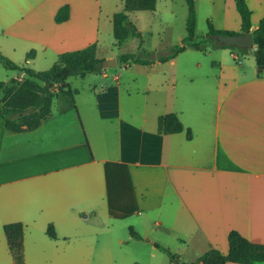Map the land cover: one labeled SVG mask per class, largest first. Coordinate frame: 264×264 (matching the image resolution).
<instances>
[{
    "label": "crops",
    "instance_id": "obj_1",
    "mask_svg": "<svg viewBox=\"0 0 264 264\" xmlns=\"http://www.w3.org/2000/svg\"><path fill=\"white\" fill-rule=\"evenodd\" d=\"M102 4L0 0V53L44 71L35 66L36 53L27 59L28 48L38 47L49 63L92 44L98 50ZM66 5L69 17L58 23ZM155 7L156 0H124L127 25H133L131 11ZM261 19L252 13L251 32ZM235 24L239 33L241 18ZM224 49L229 56L213 62L217 71L207 81H177L178 56L158 60L170 52L147 65L122 63L123 71L96 73L107 85L75 90L70 80L79 76L70 77L74 101L56 93L50 114L34 130L6 129L0 92V241L9 223L53 225L56 238L46 231L48 237L80 235L87 251L90 231H113L122 244L134 238L119 230L133 228L152 250L174 247L183 263L209 249L227 254L232 230L264 244V70ZM111 58L117 67L118 57ZM15 72L0 71V82L25 79ZM168 113L178 116L182 132L159 133L158 119Z\"/></svg>",
    "mask_w": 264,
    "mask_h": 264
},
{
    "label": "rangeland",
    "instance_id": "obj_2",
    "mask_svg": "<svg viewBox=\"0 0 264 264\" xmlns=\"http://www.w3.org/2000/svg\"><path fill=\"white\" fill-rule=\"evenodd\" d=\"M246 2L256 20L264 18V0H246ZM195 5L197 13L196 36L198 38L207 35L209 22L217 29L222 30L229 26L234 29V32H237L235 22L240 19V14L236 8L235 0H195ZM123 8L124 0H103L97 57L104 61L113 59L111 57H119L125 52L143 58H147L149 55L152 57L166 52L169 53L171 47L181 44L187 36L188 6L186 0H156L155 8L135 10L129 13L133 23V25H127L130 36L124 43L117 45L113 36L111 16L112 13L122 11ZM133 28L140 34V37H137ZM3 39L0 38V48ZM24 43L22 44L24 45ZM37 48L31 47L26 51L27 54L32 51L36 53V68L47 70L58 61V55H55L50 63L45 61L44 52ZM225 55L228 57L229 52L227 49L225 51L224 48H209L205 52L190 48L177 55L173 72L179 82L191 79L207 81L211 79L213 72L217 71L213 66V62L222 60ZM242 59L246 65H256L255 51L251 50L249 54L242 56ZM107 69L110 72L120 71L122 70V63L119 61L117 67ZM0 71L17 74V72L9 71L3 66H0ZM70 81L72 89L75 90L86 89V85L89 83L99 86L101 83L108 84L107 80H103L102 76L96 73L88 74L84 79L73 77ZM139 83H141V79ZM47 230L48 227L47 229L36 226L28 229L27 227L24 228L25 264H134L136 262L144 264H184L180 261L178 252L174 247H171V251L177 256L176 259L157 248V250H152L151 245L144 243L143 241L146 242V240L143 239L133 237V240L120 244L115 241V235L117 234L113 231L111 233L90 231L87 235L90 246L86 251L87 241L80 246L82 242L80 235H72L68 240L61 238L55 240L48 237ZM1 233L0 264H14L13 256L7 247L5 234L3 231ZM119 234L131 235L130 228L120 229ZM152 253L155 255H152ZM191 262L196 261L192 259Z\"/></svg>",
    "mask_w": 264,
    "mask_h": 264
},
{
    "label": "trees",
    "instance_id": "obj_3",
    "mask_svg": "<svg viewBox=\"0 0 264 264\" xmlns=\"http://www.w3.org/2000/svg\"><path fill=\"white\" fill-rule=\"evenodd\" d=\"M188 6V16L186 22L187 36L181 44L170 48V53L166 56L158 57L159 61L166 62L175 58L178 54L188 48L198 51H207L209 48H228L243 56L249 54L250 49L245 50L237 47H229L216 42L215 36L219 34H244L251 32L252 10L246 0H235L236 8L241 18V31L218 30L211 22L208 23L209 31L205 37L196 36L197 13L195 0H186ZM69 17V6L62 7L56 15V21L63 22ZM130 24L129 16L125 11L117 12L113 15V36L117 44L127 40L130 31L127 28ZM135 31V29H134ZM254 39L256 65L261 73L264 70V18L261 19L258 28L251 32ZM149 55V54H148ZM35 52L27 54V59H33ZM156 59L150 57L143 58L136 54H124L118 57L121 63H135L147 65ZM103 59L97 57V45L66 52L59 56L58 61L48 70L35 71L26 65H19L0 53V63L8 70L19 71L25 74V79L18 81L12 79L9 82H0V92L2 95V115L5 119V127L11 132H21L23 127L26 130H34L48 117L51 112L52 100L56 93L61 92L69 96L74 101V92L71 90L67 80L73 76L85 77L91 73H101ZM184 130L183 124L175 113L162 115L158 119V131L161 134H175ZM187 138H192V132L187 130ZM24 225L20 222L9 223L4 226V233L7 238L9 250L11 251L15 264H25L24 262ZM134 238L142 237L130 228ZM47 234L51 238H56L53 225H49ZM229 252L223 254L217 249H209L196 262L191 264H226L227 262L237 264H257L264 263V244L254 243L242 236L238 231L232 230L228 234ZM155 247L176 259L170 249L155 244ZM140 264V263H134ZM189 264V263H184Z\"/></svg>",
    "mask_w": 264,
    "mask_h": 264
},
{
    "label": "water",
    "instance_id": "obj_4",
    "mask_svg": "<svg viewBox=\"0 0 264 264\" xmlns=\"http://www.w3.org/2000/svg\"><path fill=\"white\" fill-rule=\"evenodd\" d=\"M215 40L221 45H226L229 47H237L241 49H252L254 47V39L251 32L244 34H219L216 35ZM116 65L115 59H110L103 61V68L107 69Z\"/></svg>",
    "mask_w": 264,
    "mask_h": 264
}]
</instances>
